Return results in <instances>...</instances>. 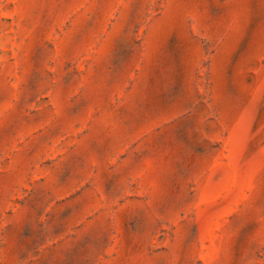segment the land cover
<instances>
[{
    "label": "rangeland",
    "instance_id": "1",
    "mask_svg": "<svg viewBox=\"0 0 264 264\" xmlns=\"http://www.w3.org/2000/svg\"><path fill=\"white\" fill-rule=\"evenodd\" d=\"M0 264H264V0H0Z\"/></svg>",
    "mask_w": 264,
    "mask_h": 264
}]
</instances>
